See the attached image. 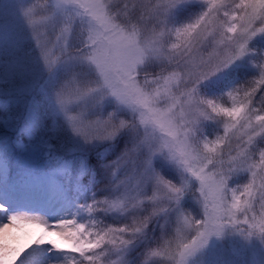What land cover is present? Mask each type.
<instances>
[{
	"label": "rangeland",
	"instance_id": "rangeland-1",
	"mask_svg": "<svg viewBox=\"0 0 264 264\" xmlns=\"http://www.w3.org/2000/svg\"><path fill=\"white\" fill-rule=\"evenodd\" d=\"M263 14L264 0H0V100L26 137L0 134V196L43 199L0 206L14 231L0 264H264ZM235 70L226 104L206 92ZM91 152L111 155L99 233L81 202ZM39 175L58 190L40 196ZM240 212L246 233L223 225Z\"/></svg>",
	"mask_w": 264,
	"mask_h": 264
},
{
	"label": "trees",
	"instance_id": "trees-1",
	"mask_svg": "<svg viewBox=\"0 0 264 264\" xmlns=\"http://www.w3.org/2000/svg\"><path fill=\"white\" fill-rule=\"evenodd\" d=\"M121 23L125 24V19H123ZM242 78L243 73L240 70L229 72L223 78L218 80L217 83L208 88L206 92L212 94L214 97H217L219 101H221L223 104H226V102H228V97H233L237 94V91L242 90L244 85V82H242ZM256 96L257 94L255 95V97ZM207 107L210 110L217 112V108H215L213 103L209 102L207 104ZM17 119L18 109L14 105L5 102L4 100H0V134L4 131L8 132V136L13 146L16 147L18 150H22L20 138L25 139L26 137L23 135V133L13 132V128L11 127V123L15 122ZM63 145L64 143L62 142V140H60L59 137H50L48 143H45L46 147H54L57 150L61 149ZM110 156L111 155L99 156L93 152L89 153L87 156L88 172L83 177V182L88 186L89 189L86 191L85 195L82 196L81 202L88 204L89 207L92 209V215L90 216V225L86 227V230L89 233L101 232L102 227L105 224V216L101 212L102 204L99 201L100 197L104 194L103 191H101V186L104 182L102 180L103 176L101 175V170L104 168V164L109 160ZM258 183L259 178L257 177L254 180L253 187L256 188ZM255 188L253 189V191L255 190ZM241 214L242 213L240 212L234 220L226 222L223 225L227 227L237 228L240 232L246 233V229L243 228L242 224L238 222L239 216ZM91 238L92 240L90 242L91 244H93V240H95L93 235H91ZM77 250H79L78 247ZM73 254L74 253H71V255ZM18 257H21V255L15 252L9 257V259L13 258L12 260L14 261ZM75 260L76 264H91L89 262V259L87 257H84L82 253H80L79 256L77 255L75 257Z\"/></svg>",
	"mask_w": 264,
	"mask_h": 264
},
{
	"label": "bare ground",
	"instance_id": "bare-ground-1",
	"mask_svg": "<svg viewBox=\"0 0 264 264\" xmlns=\"http://www.w3.org/2000/svg\"><path fill=\"white\" fill-rule=\"evenodd\" d=\"M1 166H0V170H1ZM37 182L38 184L35 182H33L34 184H37L35 185V189H38L37 190V193L42 196L43 193H45V190L47 189L50 193H55L56 190H58V183H56L51 177L47 176V175H39L38 179H37ZM40 182H44L45 183V186L44 187H40ZM58 194V193H57ZM29 194H28V191L25 190V188L23 189H19L18 192L16 194H13L12 197H9V198H4L2 196H0V202H1V205H4L6 206V208H4L5 210L8 209V210H12V209H15L16 207H18L19 205L22 207L24 206L25 208H30V209H37L39 207V204L37 205V202L38 201H42L43 199L41 197H38L36 199L35 202H31V201H28L27 198H28ZM45 196V195H43ZM20 197H26V200L23 201L22 203L19 202V199ZM51 203H55V204H58L61 202L59 196L57 197V199H51L50 200ZM50 202H48V204H50ZM2 210V209H1ZM1 215V213H0ZM2 219H5V217L3 215H1ZM10 220V219H9ZM1 232H9V233H14V231L11 230V224H7L5 227H2L1 228ZM17 233H19V231H15ZM41 232L43 231H39L37 234L39 236H41ZM26 239L27 236H24Z\"/></svg>",
	"mask_w": 264,
	"mask_h": 264
}]
</instances>
